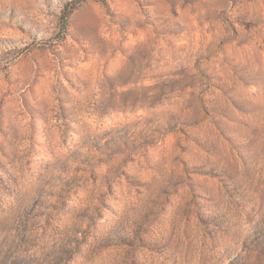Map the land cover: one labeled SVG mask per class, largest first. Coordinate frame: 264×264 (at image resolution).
<instances>
[{
	"label": "rangeland",
	"instance_id": "374dc122",
	"mask_svg": "<svg viewBox=\"0 0 264 264\" xmlns=\"http://www.w3.org/2000/svg\"><path fill=\"white\" fill-rule=\"evenodd\" d=\"M71 1L0 0V264H264V0Z\"/></svg>",
	"mask_w": 264,
	"mask_h": 264
},
{
	"label": "trees",
	"instance_id": "16d2710c",
	"mask_svg": "<svg viewBox=\"0 0 264 264\" xmlns=\"http://www.w3.org/2000/svg\"><path fill=\"white\" fill-rule=\"evenodd\" d=\"M87 0H73L71 1V3H69L68 5H66L63 9V13H62V17H61V36H64V32L67 28L68 25V18L71 15V13L74 11V9H76L82 2H85ZM105 1V0H104ZM19 257V256H18ZM18 257L15 258V260L17 262L21 263H28L29 260L31 259V257L26 256V258H24V260L18 259ZM31 261V260H30Z\"/></svg>",
	"mask_w": 264,
	"mask_h": 264
}]
</instances>
